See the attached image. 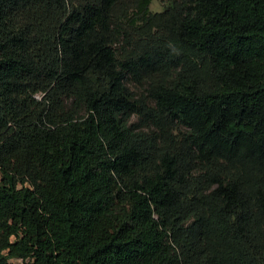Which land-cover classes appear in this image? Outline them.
<instances>
[{"label":"trees","instance_id":"16d2710c","mask_svg":"<svg viewBox=\"0 0 264 264\" xmlns=\"http://www.w3.org/2000/svg\"><path fill=\"white\" fill-rule=\"evenodd\" d=\"M0 0V264H264V0Z\"/></svg>","mask_w":264,"mask_h":264},{"label":"rangeland","instance_id":"374dc122","mask_svg":"<svg viewBox=\"0 0 264 264\" xmlns=\"http://www.w3.org/2000/svg\"><path fill=\"white\" fill-rule=\"evenodd\" d=\"M150 8L152 10H161L163 8L162 0H152ZM12 262L14 264H22V261L20 259H12Z\"/></svg>","mask_w":264,"mask_h":264}]
</instances>
